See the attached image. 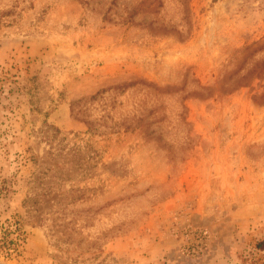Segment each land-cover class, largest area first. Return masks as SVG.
Returning a JSON list of instances; mask_svg holds the SVG:
<instances>
[{
    "label": "rangeland",
    "instance_id": "374dc122",
    "mask_svg": "<svg viewBox=\"0 0 264 264\" xmlns=\"http://www.w3.org/2000/svg\"><path fill=\"white\" fill-rule=\"evenodd\" d=\"M0 264H264V0H0Z\"/></svg>",
    "mask_w": 264,
    "mask_h": 264
}]
</instances>
